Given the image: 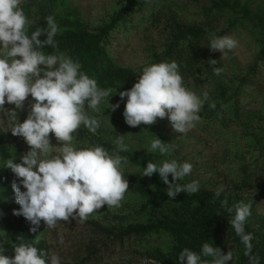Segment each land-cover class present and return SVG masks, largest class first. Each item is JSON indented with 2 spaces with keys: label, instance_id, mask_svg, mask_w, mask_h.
Masks as SVG:
<instances>
[{
  "label": "rangeland",
  "instance_id": "1",
  "mask_svg": "<svg viewBox=\"0 0 264 264\" xmlns=\"http://www.w3.org/2000/svg\"><path fill=\"white\" fill-rule=\"evenodd\" d=\"M21 7L32 32L46 27V17L54 15L62 30L55 37L57 42L71 33L98 35L116 21L106 39L107 52L116 67L133 78L115 77L108 83L106 88L114 95L106 98L110 104L119 101V91L138 81L146 64L173 60L179 64L184 86L197 95L207 91L209 98L200 111L201 121L186 134L174 131L167 118H157L151 126L130 127L122 116L125 102L114 112L106 101L102 103L98 112L90 113L100 122L97 132L81 126L73 144L77 148L100 145L112 151L115 138L124 135L130 150L120 154L129 160L123 168L129 190L121 206L109 210L104 205L82 224L70 219L49 230L42 222L35 233L29 222L16 233L6 229L9 213L0 207V254L11 257L14 253L8 246L25 243L49 256L60 255L62 264H179L183 249L200 252L191 241L193 230L203 213L216 204L222 212L247 204L249 218L264 223V0H233L229 8L220 0H26ZM210 32L229 35L239 46L227 56L213 52L208 47ZM210 59L223 68L220 76L214 75ZM31 99L15 116L14 105L6 103L0 110V187L12 193L10 202L18 209L14 175L2 165L10 158L19 162L29 151L11 128L16 120L27 118ZM213 103L215 108L210 107ZM155 135L175 146L171 155L147 152ZM51 143L55 146L51 152L59 154L61 143L54 137ZM173 158L193 164L191 175L180 183L200 182L199 192L184 193L189 200L181 194L170 200L158 173L151 178L139 175L150 160L160 163ZM201 192L210 199L201 201ZM230 227L228 216L219 217L209 244L225 254L232 251L229 264H249Z\"/></svg>",
  "mask_w": 264,
  "mask_h": 264
},
{
  "label": "clouds",
  "instance_id": "2",
  "mask_svg": "<svg viewBox=\"0 0 264 264\" xmlns=\"http://www.w3.org/2000/svg\"><path fill=\"white\" fill-rule=\"evenodd\" d=\"M25 2L0 0V110L5 109L6 103L14 105L11 112L15 116L17 110L24 108V102L32 98L27 118L23 122L16 120L11 128L12 135L22 137L29 151L19 162L10 158L2 167L9 168L14 175L12 189L19 205L14 215L23 216L35 233L42 222L46 229L52 230L61 221L70 219L85 223L104 205L109 210L120 207L129 190L128 179L123 176L129 160L120 153L128 152L130 146L124 135L115 138L112 151L100 145L74 146V133L81 126L93 134L97 132L100 122L90 113L98 112L106 98L114 96L112 89L99 87L97 80L83 72L81 63L70 56L45 54L46 47H56L55 37L62 30L55 16L49 15L45 19L46 27L37 28L29 36L30 21L21 7ZM42 36L45 38L41 39ZM238 46L239 41L229 35L209 33L208 47L213 52L227 56ZM216 62L208 61L214 75L220 76L223 68L215 66ZM118 94L120 99L115 104L106 102L113 112L125 102L122 116L128 126H151L157 118H167L173 130L182 134L201 121L200 111L209 98L207 91L197 95L184 86L175 60L146 64L138 81ZM210 107L215 108V104ZM52 137L62 145L59 154L51 152L55 147ZM174 150L171 142L155 135L147 152L168 156ZM45 156L48 158H42ZM192 171L191 162L173 158L160 163L150 160L139 175L151 178L158 173L167 185L166 194L171 200L181 192L191 195L200 191L198 180L180 183ZM228 212L230 228L243 244L249 264H260L258 254L253 251L254 236L245 228L250 206L241 203ZM63 242L61 239L60 243ZM13 250L11 257L0 254V264H62L60 255L49 256L47 251L32 244L19 243ZM230 261L233 262L232 251L225 254L207 242L201 245L199 253L185 248L179 254V264H229Z\"/></svg>",
  "mask_w": 264,
  "mask_h": 264
},
{
  "label": "trees",
  "instance_id": "3",
  "mask_svg": "<svg viewBox=\"0 0 264 264\" xmlns=\"http://www.w3.org/2000/svg\"><path fill=\"white\" fill-rule=\"evenodd\" d=\"M232 2L233 0H220L221 5L228 8ZM115 24L116 21L110 26L103 28L98 35H91L87 32L68 34L63 37V40L57 42L55 48L46 47L44 52L45 54L64 53L67 56H70L73 60L79 61L82 65L81 70L88 74L91 78L96 79L98 86L101 88H106L108 83L113 81L115 77H120L121 79L127 81L128 79L133 78V75L130 72L118 69L107 52L106 39L109 32L113 30ZM31 33V24L29 23L27 26V34L30 36ZM180 194L183 199L189 200L184 192H181ZM198 195L201 197V201L203 202L210 199V196L207 193L201 192ZM11 196L12 193L10 194L9 190L4 187H0V207L9 213V217H7V220L4 221V226L11 232L16 233L18 229L23 230L24 226L28 225V222L23 216L14 215V210H18V208L10 202ZM229 208L232 207H228L226 212H222V209H220L219 205L216 204L214 205L213 210L203 213V216L199 218L195 224V228L193 230L194 233L191 237V241L194 242V245L201 248L203 243H209L218 230L219 217L224 215L228 216ZM232 209L233 211L235 210V208ZM249 217L247 218L245 228L247 232L253 234V251L255 254H258L260 264H264V223H259ZM237 239L240 242L238 236ZM2 244L3 241L0 240V246ZM8 249L10 252L14 253V246H8ZM247 259L249 261L248 257Z\"/></svg>",
  "mask_w": 264,
  "mask_h": 264
}]
</instances>
